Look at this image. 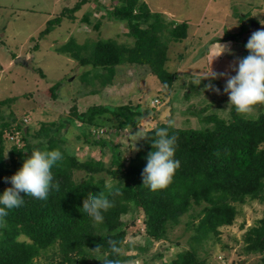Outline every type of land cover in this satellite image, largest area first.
I'll list each match as a JSON object with an SVG mask.
<instances>
[{
    "label": "trees",
    "instance_id": "1",
    "mask_svg": "<svg viewBox=\"0 0 264 264\" xmlns=\"http://www.w3.org/2000/svg\"><path fill=\"white\" fill-rule=\"evenodd\" d=\"M78 7V4L74 6ZM108 13L111 18L126 24L130 43L99 39L92 55L87 57H79V52L73 48L79 44L71 40L58 50L76 58L80 64L101 69L113 70L121 64L135 70L140 68L155 75L169 91L175 76L165 67L168 43L186 38L187 23L173 24L163 31L160 16L151 13L139 0H116ZM52 20L47 21L41 35L50 31ZM249 38L242 40L243 58L249 55L245 47ZM113 75L114 70L111 71ZM56 87L57 84L52 86L51 92ZM15 100V97L0 100V194L12 187L10 180L5 178L22 167L24 160L30 157L28 151L60 149L64 159L52 169L53 183L60 185L58 191H50L47 200L25 195L21 207L9 210L6 225L0 227V264H33L49 246L57 247L61 255L57 264H102L94 256L98 245L102 244L103 251L107 252V240L111 238L120 241L122 249L125 246L126 226L131 224H126L123 216L136 218L142 213V232L149 245L152 240L164 239L169 227L178 224L180 217L194 207H199V211L193 215L197 221L188 224L193 229L189 239L197 246L179 250L159 264H209L198 251L210 239L218 238L220 227L235 221L238 206L257 201L264 207V112L255 118L234 112L230 120L215 118L214 124L204 129H170V134L178 137L175 159L180 161V168L166 189L153 192L143 186L142 173L148 154L154 150L151 147L154 133L150 132L149 139L140 140L136 145L131 140L133 152L125 159L119 145L108 136L112 132L94 134L91 131L92 126H103L115 128V132L126 128L133 133L137 130L138 117L153 118V112L142 109L139 103L93 104L84 111H79L74 104L69 115L63 114L59 120L43 122L37 129H30L26 125L29 118L17 121L12 111L8 116L4 115L5 109ZM148 126L158 128L165 124L159 122ZM70 128L77 132L76 138L83 144L90 149H99L98 159L89 154L79 157L74 150L62 145ZM15 132L20 133L19 145L9 139V134ZM7 141L13 143L9 162L5 157ZM106 148L111 152L107 161L103 158ZM75 170L85 171L88 177L75 180ZM98 173L110 175L112 184L121 192L115 197V206L103 213L100 223L81 211L89 192L94 195L106 192L105 180L95 178ZM134 218L132 224L136 222ZM243 241V252L259 254L255 264H264V217L244 230ZM136 247L147 250L146 244ZM158 255L162 256V252L153 254L151 261L145 260L144 264H152ZM121 258L132 259L134 256L123 252Z\"/></svg>",
    "mask_w": 264,
    "mask_h": 264
},
{
    "label": "rangeland",
    "instance_id": "2",
    "mask_svg": "<svg viewBox=\"0 0 264 264\" xmlns=\"http://www.w3.org/2000/svg\"><path fill=\"white\" fill-rule=\"evenodd\" d=\"M139 1L145 3L151 13L160 16L165 28L163 31L173 24L187 23L186 38L168 43L165 67L175 76L169 91L155 75L140 68L135 70L121 64L113 69L115 75L111 76L113 70L80 64L76 58L58 50L71 40L79 44L78 47L73 46L79 57H87L92 55L94 44L99 39L111 38L130 43L126 24L111 18L108 13L116 0H0V100L16 99L5 109L4 115L8 116L12 111L17 121L29 118L26 125L37 129L43 122L59 120L63 114L69 115L74 104L79 111H84L93 104L139 103L142 109L154 113L153 118H144L148 124L173 118L177 128L204 129L211 127L215 118L230 120L236 111L228 107L229 97L224 93L226 78L213 80L203 77L211 73V69L216 73L236 75L232 66L243 58L242 40L254 32H248L249 23L264 21V0ZM77 4L79 7L76 9L74 6ZM50 19H54L50 31L41 35ZM218 42L229 45L231 53L225 52L210 66V53ZM16 58H22L26 63L15 62ZM209 83L219 88L220 93L207 90ZM56 84V89L51 92V87ZM154 99L158 101L154 103ZM261 112H264V104L257 105L249 117L255 118ZM130 131H112L108 135L119 145L125 159L133 152ZM70 132L72 139L65 140L63 146L82 158L86 154L96 159L100 157L97 147L90 149L83 144L72 128L66 136ZM12 147L13 143L7 141L5 156L8 153V162ZM32 151H28L30 156ZM105 151L103 158L107 161L111 152L107 148ZM73 177L80 181L88 175L85 171L75 170ZM95 178L112 181L111 176L105 173H98ZM238 210L235 221L220 227L218 238L210 239L199 249V255L209 264H255L259 261V254L243 252V232L264 217V207L257 201H249L238 206ZM197 211L199 207H194L182 215L178 224L169 227L164 239L152 240L149 245L142 232V213L136 218L123 216L126 224H131L126 226L123 252L133 255L132 259L138 264H144L145 260L151 261V256L161 251L162 256H156L152 262L159 264L179 250L197 246L189 239L193 229L191 224L188 225L197 221L193 216ZM132 218L135 224H132ZM138 244H146L147 250H139ZM50 247L44 249L33 264H57L61 255L57 247ZM94 256L97 258V254Z\"/></svg>",
    "mask_w": 264,
    "mask_h": 264
},
{
    "label": "clouds",
    "instance_id": "3",
    "mask_svg": "<svg viewBox=\"0 0 264 264\" xmlns=\"http://www.w3.org/2000/svg\"><path fill=\"white\" fill-rule=\"evenodd\" d=\"M260 23L264 24V21ZM245 47L249 55L238 59L232 66V71L236 72V75L216 73L211 69V73L204 75L203 79L225 77L227 82L224 93L229 97L228 107L234 108L242 117H249L257 105L264 104V30L254 31ZM225 52L231 53L230 46L218 42L210 53V66ZM200 83L201 81L198 85ZM206 88L220 93V89L211 83L206 85ZM164 124L165 127L150 128L144 117H138L137 130L131 135V140L136 145L140 140L149 139L150 132L154 133L151 144L154 150L148 154L147 165L142 173L143 186L153 192L166 189L180 168V161L175 159L178 137L170 134V129L175 128L176 122L173 118H168ZM65 139L71 141L72 133L65 136ZM63 159L64 154L60 149H36L24 160L22 167L14 175L5 178L10 180L12 187L0 194V227L6 225L9 210L19 208L25 203L23 198L25 195L47 200L50 191L59 190V182L53 183L52 169ZM104 188L106 192L101 191L95 195L89 192L81 209L96 223L103 221V213L112 209L115 206V197L121 195L119 188L114 187L111 181H107ZM22 193L24 195H21ZM107 246V252L103 251L102 244L94 249L97 253L96 259L102 264H138L135 259L121 258L123 249L120 241L110 238L107 240Z\"/></svg>",
    "mask_w": 264,
    "mask_h": 264
},
{
    "label": "built area",
    "instance_id": "4",
    "mask_svg": "<svg viewBox=\"0 0 264 264\" xmlns=\"http://www.w3.org/2000/svg\"><path fill=\"white\" fill-rule=\"evenodd\" d=\"M158 100L154 99V103H156ZM112 132V131H116L115 128L112 129H107V127H103V126H92L91 127V131L95 134H103L106 133V131ZM124 131L127 130L126 128L123 129ZM122 131V130H121ZM9 139L14 141L15 143H17L18 145L21 144V140H20V133L19 132H15L13 135L9 134Z\"/></svg>",
    "mask_w": 264,
    "mask_h": 264
},
{
    "label": "water",
    "instance_id": "5",
    "mask_svg": "<svg viewBox=\"0 0 264 264\" xmlns=\"http://www.w3.org/2000/svg\"><path fill=\"white\" fill-rule=\"evenodd\" d=\"M256 30H264V25L257 23V22H254V21H251L249 23V26H248V32H252V31H256ZM246 35H247V33H246ZM246 35H245V37H246ZM232 38L233 37H230L229 39H232ZM15 62L26 63V61L22 58H16Z\"/></svg>",
    "mask_w": 264,
    "mask_h": 264
}]
</instances>
